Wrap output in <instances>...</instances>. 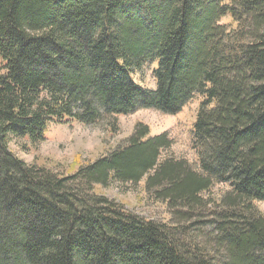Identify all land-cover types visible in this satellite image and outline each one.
<instances>
[{"label": "trees", "instance_id": "obj_1", "mask_svg": "<svg viewBox=\"0 0 264 264\" xmlns=\"http://www.w3.org/2000/svg\"><path fill=\"white\" fill-rule=\"evenodd\" d=\"M0 64V264H264V0H0ZM193 98L198 167L142 124L65 176L9 149ZM142 180L170 224L95 192Z\"/></svg>", "mask_w": 264, "mask_h": 264}, {"label": "rangeland", "instance_id": "obj_2", "mask_svg": "<svg viewBox=\"0 0 264 264\" xmlns=\"http://www.w3.org/2000/svg\"><path fill=\"white\" fill-rule=\"evenodd\" d=\"M144 67L134 75V81L145 89L153 90L155 82L152 68ZM3 73L0 64V75ZM200 100L193 98L182 110L174 115L164 114L154 109H142L130 115L105 117L99 124L84 126L78 123L52 126L45 139L31 144L27 139H13L9 145L12 153L26 164H37L61 175H70L80 166L87 165L106 153L124 145L137 124L149 128L150 136L166 134L172 141L167 157L184 159L195 167L197 157L191 147L192 126L197 115ZM198 167V166H197ZM228 187L217 184L209 196L219 199ZM95 192L119 203L131 213L159 224L170 222V215L164 205L150 198L144 190V180L136 185L113 183L109 188H95ZM264 216V202L256 203ZM210 232L209 227L205 232ZM211 234V232H210Z\"/></svg>", "mask_w": 264, "mask_h": 264}]
</instances>
